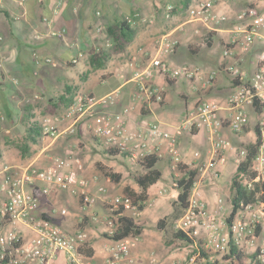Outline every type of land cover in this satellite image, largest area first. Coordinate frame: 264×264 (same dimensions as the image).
I'll list each match as a JSON object with an SVG mask.
<instances>
[{"label":"crops","instance_id":"1","mask_svg":"<svg viewBox=\"0 0 264 264\" xmlns=\"http://www.w3.org/2000/svg\"><path fill=\"white\" fill-rule=\"evenodd\" d=\"M183 1L0 0V175L4 168L23 170L30 165L49 170L53 168L52 157H67L71 168L87 180L90 192L95 193L98 186L106 189L92 207L84 210L81 201L67 191L56 190L41 199L36 213L52 218L64 230L85 229L96 237L99 229L92 224L91 230V213L106 214L114 196L125 195L128 190L139 191L133 179L145 171L128 158L105 153L91 134V112L118 113L132 103L137 89L131 79L132 72L146 65L161 35L169 34L176 42L174 52L164 57L170 65H198L205 72L216 71V78L205 96L215 99L221 108L220 116L225 115L226 101L235 83L223 70L226 63L223 50L236 26L238 12L246 5H253L263 14L264 0L216 4L214 12L225 15L226 21L212 30L191 21L182 7ZM123 18L128 19L135 31L132 42L123 52L112 54L102 68L91 69L89 52L98 47L108 51L111 40L104 29ZM258 22L259 18L247 20L249 24ZM261 52L260 41L247 53L236 50L242 58L241 69L247 80L255 72ZM152 82L163 87L164 100L160 104L146 103L138 97L134 111L125 120L130 131L153 122L166 128L175 126L194 107L199 96L193 88L200 85L196 81H168L156 74ZM77 93L95 98L114 94L115 102L94 107L73 122L66 112ZM247 113L249 124L241 133H232L226 127L221 131L232 149L225 151L218 182L213 188L204 189L202 194L210 211H218V198L222 199L227 213L231 210L230 183L238 165L236 149L256 141L254 130L258 113L254 107H249ZM43 117L54 118L58 130L55 137L42 134L40 121ZM30 122L36 124L32 130ZM29 136H36L34 143L29 142ZM23 141H28L25 157L17 148ZM178 147L183 164L205 161L209 147L206 131L184 133L178 140ZM194 151L200 152L199 159L193 157ZM154 155L158 158L161 178L144 190L147 200L141 203L144 207L139 213L142 217L154 214L156 208H164L165 212L156 219L157 224L159 219L166 218L171 208L176 212L175 220L183 211L176 210V199L159 195L160 189L171 187V175L180 174L171 171L165 148ZM113 159L119 162L117 168ZM105 170L120 175L119 181L106 177ZM61 209H65L66 214H61ZM138 247L135 264H148L146 259L140 258Z\"/></svg>","mask_w":264,"mask_h":264},{"label":"built area","instance_id":"2","mask_svg":"<svg viewBox=\"0 0 264 264\" xmlns=\"http://www.w3.org/2000/svg\"><path fill=\"white\" fill-rule=\"evenodd\" d=\"M233 1L192 0L187 16L212 30L226 21L225 15L214 12L215 5H229ZM251 18H259V22L247 23ZM258 41L262 43V52L255 72L247 80L241 69L242 58L236 50L247 53ZM175 46L176 42L169 34H163L156 40L155 52L148 57L146 65L132 72L131 79L137 88L132 103L118 113L92 111L91 134L103 149L126 153L132 162L148 154H160L165 148L171 171L178 172L177 165L183 164L178 147L180 136L193 130L206 131L209 140L207 159L201 163L184 164L197 169L187 207L173 223L174 231L181 232L185 238L177 240V253L159 256L151 251L148 264H235L236 255L231 253L232 250L243 256L242 264H264V200L260 199L264 189L255 194L254 201L240 203L230 223L227 222V209L222 199H217L218 211L214 212L208 209L202 197L204 189L213 188L218 182L225 151L232 149L230 142L221 135L222 129L226 127L232 133H241L249 124L247 109L254 106L259 108L257 153L251 163L255 176L253 179L242 177V183L248 189H253L256 183H264V13L261 14L253 5L242 8L223 50L226 58L223 70L235 83L227 98L224 116L219 114L221 108L218 102L205 96L216 78V71L205 72L198 65H170L164 57L171 55ZM156 74L168 81L199 82V86H193L199 93L197 101L171 128L153 122L137 131H130L125 120L134 111L138 97L146 103L160 104L164 100L163 87L152 82ZM114 102V94L95 98L77 93L66 114L75 122L86 111ZM54 122L52 117L41 119L44 136L55 137L58 134ZM236 153L239 163L246 150L236 149ZM193 157L199 159L200 152L194 151ZM51 160L53 168L49 170L30 165L23 170L4 168L0 175V264H135V250L140 236L113 238L119 217L127 215L135 218L140 215V203L133 204L127 195L114 196L108 213H91V230L92 224L99 229L96 237L85 229L66 231L52 218L36 213L40 200L56 190L67 191L78 198L82 210L92 207L106 192L103 186H98L95 193L90 192L87 180L71 168L67 157L56 156ZM159 195L176 199L178 191L174 181H171L169 190L160 189ZM60 213L66 214V210L61 209Z\"/></svg>","mask_w":264,"mask_h":264},{"label":"trees","instance_id":"3","mask_svg":"<svg viewBox=\"0 0 264 264\" xmlns=\"http://www.w3.org/2000/svg\"><path fill=\"white\" fill-rule=\"evenodd\" d=\"M192 3V0H184L182 7L187 11L188 7ZM104 34L110 37L111 47L108 51L102 49L101 47L92 49L89 52V66L91 69L102 68L105 63L110 59L112 54L123 52L128 44H130L134 38L135 31L130 26L127 18H123L119 21H116L109 27L104 29ZM74 97H72L73 102ZM255 112H259V108L254 106ZM34 125V126H33ZM36 127L34 122H30L29 128ZM256 141L254 143H248L243 145L241 148L246 150L245 157L238 163L236 171L231 179L230 183V205L231 210L227 217V222L230 223L233 216L237 212L240 207V203H249L255 200V194L264 189V183H256L253 189H248L242 183V177H246L248 179H253L255 173L251 170V163L253 158L257 153V145H258V128H255ZM36 136H29V142L34 143ZM28 141H23L17 148L19 149L21 156L25 157L28 154ZM105 153L111 157L121 156L124 158H128L126 153H122L117 149H104ZM158 158L154 154H148L136 159L135 163L145 172L143 174H139L134 177V183L138 186V192H131L130 190L125 192L133 204H139V211L143 210V205L141 204L143 201L147 200V195L144 193V190L147 189L150 185L156 183L161 178V171L157 167ZM177 171L180 174L178 177H174L171 175L172 181L176 184V188L178 191V195L175 201L176 210L180 209L184 211L187 207L188 196L190 193V189L192 184L197 176V169L189 168L184 164L177 165ZM104 175L110 178L114 182H118L120 179V175L112 173L110 171H104ZM261 200H264V194L260 196ZM175 204L173 207H175ZM45 216V215H44ZM166 218H161L157 221L156 228L163 229L165 225ZM145 227V222L135 219L134 217H130L127 215L121 216L117 220V229L113 235L114 239H120L126 237L128 235H137L140 236L143 233V229ZM172 237L175 240L184 239L185 235L181 232H174ZM169 242V241H168ZM231 253L236 255V263L242 264L243 256L239 252H235L232 250Z\"/></svg>","mask_w":264,"mask_h":264},{"label":"rangeland","instance_id":"4","mask_svg":"<svg viewBox=\"0 0 264 264\" xmlns=\"http://www.w3.org/2000/svg\"><path fill=\"white\" fill-rule=\"evenodd\" d=\"M112 163L115 168H117V166L119 165L117 159H113ZM163 209L156 208L154 214L147 213L144 214L142 217L141 215L135 217V219L145 222V227L143 229V233L140 235V241L138 243V246L140 247L138 253L140 258L146 259L147 262H148L149 253L151 251L157 253L159 256H163V255L165 256L169 252H174V253L178 252V250L175 251L179 246L178 242L172 237V234L175 232L173 229V223H174L173 221H175L174 214H176L173 208H171L172 209L171 212L167 213L168 215L166 216L164 228L163 229L156 228V219L162 216L161 212L163 211ZM225 216H228L227 212L225 213Z\"/></svg>","mask_w":264,"mask_h":264}]
</instances>
